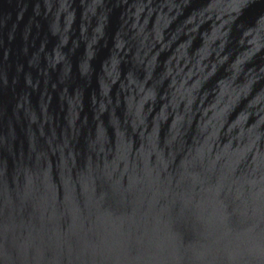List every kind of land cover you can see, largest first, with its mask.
I'll return each instance as SVG.
<instances>
[{"label":"water","instance_id":"water-1","mask_svg":"<svg viewBox=\"0 0 264 264\" xmlns=\"http://www.w3.org/2000/svg\"><path fill=\"white\" fill-rule=\"evenodd\" d=\"M0 264H264V0H0Z\"/></svg>","mask_w":264,"mask_h":264}]
</instances>
